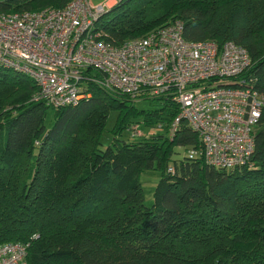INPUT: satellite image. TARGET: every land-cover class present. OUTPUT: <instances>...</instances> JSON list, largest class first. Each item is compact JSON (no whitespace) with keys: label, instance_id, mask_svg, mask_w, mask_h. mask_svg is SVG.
Wrapping results in <instances>:
<instances>
[{"label":"trees","instance_id":"16d2710c","mask_svg":"<svg viewBox=\"0 0 264 264\" xmlns=\"http://www.w3.org/2000/svg\"><path fill=\"white\" fill-rule=\"evenodd\" d=\"M70 1L0 0V10ZM175 19L186 39L244 46L251 63L242 75L264 94V0H117L95 27L120 43ZM36 87L0 67V243H28L29 264H264V104L251 161L227 169L188 155L201 140L186 121L169 135L173 93L132 96L87 82L78 103L50 107L31 99ZM138 123L158 129L123 137ZM176 147L185 152L175 157ZM150 167L160 176L145 204L140 174Z\"/></svg>","mask_w":264,"mask_h":264},{"label":"built area","instance_id":"2783aa9c","mask_svg":"<svg viewBox=\"0 0 264 264\" xmlns=\"http://www.w3.org/2000/svg\"><path fill=\"white\" fill-rule=\"evenodd\" d=\"M116 1L0 10V67L32 78L31 99L50 107L78 103L89 94L87 82L132 96L173 93L179 112L169 135L184 120L201 140L200 149H188L190 157L200 153L227 169L249 163L264 94L242 75L251 63L247 49L230 39L221 45L186 39L181 19L120 43L107 41L95 22ZM27 246L0 243V264H29Z\"/></svg>","mask_w":264,"mask_h":264},{"label":"rangeland","instance_id":"374dc122","mask_svg":"<svg viewBox=\"0 0 264 264\" xmlns=\"http://www.w3.org/2000/svg\"><path fill=\"white\" fill-rule=\"evenodd\" d=\"M98 0H94V2H96ZM107 10V8H106ZM107 15H110V13H107ZM136 105L139 107H147L148 103L144 100H137L136 101ZM52 116H53V109L49 108L48 112H47V116L45 119V125L48 127L50 126L51 122H52ZM116 116H117V112L116 111H111L108 115L107 118V122H106V127H105V131L103 132V135L101 137V147H106L107 144L110 142L112 134L110 129L112 128V126L114 125V122L116 120ZM157 127L153 128V127H147V126H143V124H135L133 127L128 128L126 130L123 131V137H128L132 135H137L143 132H152V131H157ZM177 150V152L174 154L175 157L180 156L183 152H185V149H183V147H176L175 148ZM160 176V172L158 169L150 167V168H146L144 169L141 174H140V182H141V186L143 189V193H144V203L145 204H151L153 201V190L154 187L156 185V182L158 181Z\"/></svg>","mask_w":264,"mask_h":264}]
</instances>
